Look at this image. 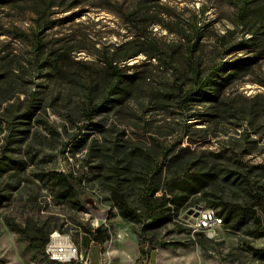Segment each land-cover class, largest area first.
I'll return each mask as SVG.
<instances>
[{
    "label": "rangeland",
    "instance_id": "obj_1",
    "mask_svg": "<svg viewBox=\"0 0 264 264\" xmlns=\"http://www.w3.org/2000/svg\"><path fill=\"white\" fill-rule=\"evenodd\" d=\"M239 2H0V73H7V82L0 85L21 100L35 93L46 104L31 119H24L32 123V133L19 136L24 138L12 144L7 143L9 117L3 111L7 102L0 107V157L6 148L7 156L23 162L20 167L12 164L13 168L4 167L0 172V264H53L43 255L34 260L28 235L22 231L25 227L64 230L60 233L69 234L84 249L85 228L93 229L97 223L107 230L108 238L102 246H87L95 259L91 264H264L251 251L264 249V236L248 234L252 225L240 230L221 225L214 238L197 230L199 213L208 208L202 198L207 196L201 193L191 196L178 212L173 210L172 221L148 231L145 249L151 250L142 254L140 225L122 219L109 187L86 164V150L75 152L73 144V137L81 131L99 142L104 135H119L154 158L166 148L176 152L181 147L195 153L242 157L258 166L256 171L261 174L257 178L264 183V127L256 133L245 124L238 126L239 120L211 116L204 108L180 109L176 104L178 87L191 84L188 46L194 42V27L199 28L202 38L192 59L204 70L215 61L260 55L253 73L231 85L226 95L243 99L264 93V86L259 84L264 80V43L252 52L235 50L222 58L226 47L248 37L250 23L264 21V10H260L264 0H249L247 24L239 22ZM258 36H264V25ZM132 38L140 53L119 67L122 73L135 76L133 94L122 104H115L113 110L95 116L93 124L87 123L81 110L83 97L78 95L81 84L91 75L100 81L106 79L109 71L102 62V52L119 44L126 46ZM67 51L68 57L59 56ZM55 58V67L49 71L47 67ZM27 103L22 104L21 113ZM183 135L187 136L181 139ZM256 139L255 144L249 142ZM52 170L85 173L83 186L88 199L78 204L77 198L67 202L60 199L53 184L42 176ZM215 192L232 202L246 199L244 192L229 187ZM129 199L141 209L138 192ZM259 215L264 232V216Z\"/></svg>",
    "mask_w": 264,
    "mask_h": 264
},
{
    "label": "trees",
    "instance_id": "obj_2",
    "mask_svg": "<svg viewBox=\"0 0 264 264\" xmlns=\"http://www.w3.org/2000/svg\"><path fill=\"white\" fill-rule=\"evenodd\" d=\"M10 1L12 0H0L5 3ZM239 3V22L247 24L249 0H240ZM260 10H264V2ZM257 23H250L252 29L246 33L248 37L244 36L236 44L226 47L222 58L235 50L251 49L252 52L257 45L263 44L264 36L258 35L264 21L261 22L262 24L256 25ZM193 36L194 42L188 46L191 84L188 87L182 85L178 87L177 106L184 110L192 107L204 108L211 116H222L225 120H239L238 126L245 124L253 128L254 132L260 133L261 128L264 127V93L252 97L243 96V99L226 95L231 85L253 73L260 55L230 61H215L204 70L200 62L192 59L202 38L198 27L193 28ZM134 42L132 38V41L127 43V47L119 44L102 52V62L109 71L108 77L103 79L104 82L91 75L87 83L81 84L78 95L83 97L81 110L87 123L93 124L95 116L113 110L115 104H122L133 94L135 76L122 73L119 66L140 53ZM68 54L67 51L59 56L68 57ZM55 63L56 58L49 63L47 69L52 71ZM6 74V72L0 73L1 83L7 82ZM259 82L264 86V80ZM5 102L7 105L3 111L9 117L7 123L10 131L7 143L12 144L18 142V138L20 140L24 138L19 136H29L32 133V123L24 119H31L37 110L42 107L45 109L46 104H43V99L37 98L35 93L21 100L19 97L16 98L15 92H10L7 87L0 85V107ZM26 103L25 111L21 113L22 104ZM19 104L21 107H18ZM186 136L183 135L181 139ZM111 137L104 135L99 142L96 138L90 139V133L79 131L73 137L74 151L86 150L84 155L86 164L109 187L122 219L140 225L142 254L145 255L151 250V247L145 249L148 231L160 223L172 221L175 214H172V211L178 212L191 196L200 193L207 196L202 198L206 201L207 207L213 209L222 218V225L234 230L252 225L253 229L248 234L254 237L264 236L261 230L263 220L259 215L261 213L264 216V183H260L257 178L261 174L256 171L257 165L245 162L242 157L236 159L222 153H195L186 147L176 149V152L175 148H166L160 157L154 158L148 151L130 145L119 135H111ZM249 142L255 144L257 139ZM5 150L0 157V172L5 170L4 167L13 168L14 165L20 167L23 164L22 161L7 156ZM42 176L53 184L57 196L65 202L77 198L78 204L79 201L87 200L89 197L83 186L85 173L52 170L43 173ZM228 187L244 192L246 199L232 202L215 192L217 189L224 190ZM137 192L141 209L134 207L129 199L131 194ZM52 230L53 228L45 230L41 227L22 229L27 233L30 247L34 250V260H38L40 255L47 256L45 247ZM60 232L65 233L64 230ZM107 238V230L102 226L95 230L85 228L82 244L87 250V246L91 243L102 246ZM251 251L254 258L264 261V249L251 248ZM51 263L58 264L54 261Z\"/></svg>",
    "mask_w": 264,
    "mask_h": 264
},
{
    "label": "built area",
    "instance_id": "obj_3",
    "mask_svg": "<svg viewBox=\"0 0 264 264\" xmlns=\"http://www.w3.org/2000/svg\"><path fill=\"white\" fill-rule=\"evenodd\" d=\"M99 226L101 225L97 223L93 230ZM197 226V230H201L207 233L210 238H214L216 228L220 227L221 223L214 219L213 209L205 208L199 213ZM45 253L51 261L58 264H89L91 261L89 252L74 242L69 234L67 236H50L45 247Z\"/></svg>",
    "mask_w": 264,
    "mask_h": 264
},
{
    "label": "bare ground",
    "instance_id": "obj_4",
    "mask_svg": "<svg viewBox=\"0 0 264 264\" xmlns=\"http://www.w3.org/2000/svg\"><path fill=\"white\" fill-rule=\"evenodd\" d=\"M213 217H214L215 220H218V221L221 223V225L223 224L222 218L219 217V216L215 213L214 210H213ZM51 236H67V235H63V234H61L59 231H54V232L51 234Z\"/></svg>",
    "mask_w": 264,
    "mask_h": 264
},
{
    "label": "crops",
    "instance_id": "obj_5",
    "mask_svg": "<svg viewBox=\"0 0 264 264\" xmlns=\"http://www.w3.org/2000/svg\"><path fill=\"white\" fill-rule=\"evenodd\" d=\"M87 251H88V250H87ZM89 255H90V253H89ZM90 258H91V261H90L89 264H91V262H92L93 260H95L94 257H93V254H92V256H91Z\"/></svg>",
    "mask_w": 264,
    "mask_h": 264
},
{
    "label": "water",
    "instance_id": "obj_6",
    "mask_svg": "<svg viewBox=\"0 0 264 264\" xmlns=\"http://www.w3.org/2000/svg\"><path fill=\"white\" fill-rule=\"evenodd\" d=\"M196 208H197V209H199V210L201 209V207H200V206H196Z\"/></svg>",
    "mask_w": 264,
    "mask_h": 264
}]
</instances>
